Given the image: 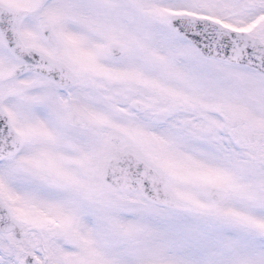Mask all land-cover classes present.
Here are the masks:
<instances>
[{"label": "snow or ice", "instance_id": "1", "mask_svg": "<svg viewBox=\"0 0 264 264\" xmlns=\"http://www.w3.org/2000/svg\"><path fill=\"white\" fill-rule=\"evenodd\" d=\"M0 264H264V0H0Z\"/></svg>", "mask_w": 264, "mask_h": 264}]
</instances>
